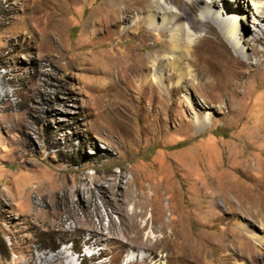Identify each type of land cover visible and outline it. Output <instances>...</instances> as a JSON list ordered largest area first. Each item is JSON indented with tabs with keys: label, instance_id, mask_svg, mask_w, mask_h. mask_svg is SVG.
I'll use <instances>...</instances> for the list:
<instances>
[{
	"label": "rangeland",
	"instance_id": "obj_1",
	"mask_svg": "<svg viewBox=\"0 0 264 264\" xmlns=\"http://www.w3.org/2000/svg\"><path fill=\"white\" fill-rule=\"evenodd\" d=\"M118 2L0 0V264H264L252 237L264 220L240 210L264 208V62L239 69L234 92L185 86L172 106L151 86L117 80L115 95L111 75L164 38L144 21L108 33ZM196 101L214 106L200 132ZM142 193L154 224L128 228ZM162 231L165 247L142 243Z\"/></svg>",
	"mask_w": 264,
	"mask_h": 264
},
{
	"label": "bare ground",
	"instance_id": "obj_2",
	"mask_svg": "<svg viewBox=\"0 0 264 264\" xmlns=\"http://www.w3.org/2000/svg\"><path fill=\"white\" fill-rule=\"evenodd\" d=\"M118 1L119 6H116L115 10H118L122 17L117 21L113 16L106 17L105 28L108 29V33L125 34L133 26L144 21L147 34L159 31L164 38L159 48H155L145 56L143 66H124L120 74L111 75L107 82L108 86L102 89H110L115 94L117 80L122 81L127 89H137L138 93H144L147 91L145 89L151 86L152 91L157 90L156 93L166 96L172 106L179 99L176 92L179 95V91L185 86L193 88L197 95L198 89L203 86L213 89L226 88L234 92L240 85L239 77L245 75V72L239 69L247 68L253 59H257L258 64L264 62V49L257 48L258 44L264 45V37L260 35L261 32L264 35V0ZM196 10L197 13H193ZM249 17L256 20L254 22L256 28L253 27L252 32L247 25ZM113 26L115 30L112 29ZM142 43H145V40H141ZM134 55L137 58L139 53L135 51ZM0 73L6 74V69L3 68ZM153 96L156 94L154 93ZM184 96L192 101L189 94ZM110 97L104 100L105 112L109 116L116 113L118 108L117 98H114V95ZM211 107L214 106L207 101L200 104L196 101L192 122L197 131H203L210 123L213 117L209 110ZM222 107L217 105V108ZM120 183L119 179L117 185L119 186ZM99 188H103L101 184ZM134 195L132 194V199L136 201V194ZM148 195L142 193L138 203L139 210L133 208L132 212L127 210L123 213L128 228L138 227L143 230V226L148 225L150 220L154 224L153 212L147 213L148 203L150 204ZM258 206L255 204L248 207L241 206L240 210L256 221L264 220V208ZM146 213L147 221L141 225L139 217L143 218ZM159 228L162 229L163 225ZM242 228L247 230L245 227ZM153 233H149L147 238L143 239L142 243L145 246L166 245L169 234L164 231L159 235ZM252 235L258 243L254 247H261L257 251L259 259L264 261V235L260 236L257 233ZM152 237L155 239L152 240ZM236 246L241 255L246 254V246L242 241ZM182 251L184 250L181 248L175 253L177 258L184 260L188 255ZM61 254L60 251L57 255ZM252 257L254 261L257 260L255 256ZM128 260L133 261V257H129Z\"/></svg>",
	"mask_w": 264,
	"mask_h": 264
},
{
	"label": "clouds",
	"instance_id": "obj_3",
	"mask_svg": "<svg viewBox=\"0 0 264 264\" xmlns=\"http://www.w3.org/2000/svg\"><path fill=\"white\" fill-rule=\"evenodd\" d=\"M86 255H87V253H86Z\"/></svg>",
	"mask_w": 264,
	"mask_h": 264
}]
</instances>
